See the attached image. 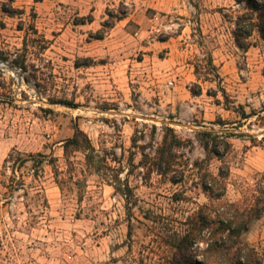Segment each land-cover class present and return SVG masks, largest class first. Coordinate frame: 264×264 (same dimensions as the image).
I'll return each mask as SVG.
<instances>
[{"label":"rangeland","instance_id":"obj_1","mask_svg":"<svg viewBox=\"0 0 264 264\" xmlns=\"http://www.w3.org/2000/svg\"><path fill=\"white\" fill-rule=\"evenodd\" d=\"M238 11L233 0H0V264H154L157 235L213 203L202 182L222 165L221 202L259 213L244 239L264 264V42L235 46L222 14ZM76 127L90 163L64 152ZM164 127L181 145L161 175ZM198 132L227 136L221 159Z\"/></svg>","mask_w":264,"mask_h":264},{"label":"trees","instance_id":"obj_2","mask_svg":"<svg viewBox=\"0 0 264 264\" xmlns=\"http://www.w3.org/2000/svg\"><path fill=\"white\" fill-rule=\"evenodd\" d=\"M233 1L239 7L237 14L233 17L226 14L222 16L230 19L235 46L242 52H247L255 45V36L264 42V0ZM5 12L9 13L7 10ZM13 63L25 69L19 58L13 60ZM208 65V71L214 72L215 67L211 61ZM163 129L165 133L161 145L156 149L153 165L161 175H166L173 171L175 156L172 151L181 145V141L173 134L171 128ZM226 137L209 132L197 133V139L204 150L218 159H221L223 154H219L217 147L223 144V153H226L229 147ZM63 147L65 154L70 149L85 153L87 163L94 159L90 140L77 127L72 138L67 140ZM228 175V168L222 165L217 177L209 174L204 176L202 188L213 203L201 206L193 213L186 220L184 230H169L165 234L157 235L160 239L157 247L159 259L154 264H260L256 251L244 239L259 213L243 210L234 203L221 202L225 187L220 179ZM172 182L176 183L174 180Z\"/></svg>","mask_w":264,"mask_h":264},{"label":"water","instance_id":"obj_3","mask_svg":"<svg viewBox=\"0 0 264 264\" xmlns=\"http://www.w3.org/2000/svg\"><path fill=\"white\" fill-rule=\"evenodd\" d=\"M0 62H1V63H4V61H3V60H0Z\"/></svg>","mask_w":264,"mask_h":264}]
</instances>
